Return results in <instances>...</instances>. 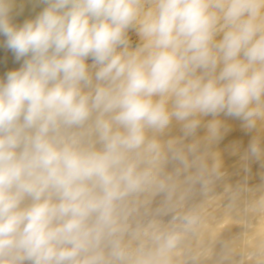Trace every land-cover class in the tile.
Listing matches in <instances>:
<instances>
[{
	"label": "clouds",
	"instance_id": "obj_1",
	"mask_svg": "<svg viewBox=\"0 0 264 264\" xmlns=\"http://www.w3.org/2000/svg\"><path fill=\"white\" fill-rule=\"evenodd\" d=\"M37 2L17 26L0 0L22 61L0 78V264H176L186 202L226 176L217 117L255 132L245 172L264 160V0ZM242 192L264 214V183Z\"/></svg>",
	"mask_w": 264,
	"mask_h": 264
},
{
	"label": "bare ground",
	"instance_id": "obj_2",
	"mask_svg": "<svg viewBox=\"0 0 264 264\" xmlns=\"http://www.w3.org/2000/svg\"><path fill=\"white\" fill-rule=\"evenodd\" d=\"M45 6L37 0H13L10 22L20 26L26 20L34 19ZM130 35L135 45L138 38L134 33ZM5 39L0 36V78L22 63L16 61L13 52L5 46ZM88 62L91 64L92 61ZM217 118L228 127L213 149L220 154L226 176L211 191L195 193L186 202L187 206L203 212L205 217L186 237L177 254L176 264H258L261 259L251 253L264 244V214L253 212L248 206L254 193L242 192L237 199H233L232 194L238 185L254 188L264 183V160L249 161V171L245 172L242 156L255 132L245 130L242 122L233 117L220 114ZM211 119V116L205 117V121ZM206 131L201 126L189 142L202 138ZM179 134V126L174 124L169 135ZM173 168L174 164H170L169 171Z\"/></svg>",
	"mask_w": 264,
	"mask_h": 264
},
{
	"label": "rangeland",
	"instance_id": "obj_3",
	"mask_svg": "<svg viewBox=\"0 0 264 264\" xmlns=\"http://www.w3.org/2000/svg\"><path fill=\"white\" fill-rule=\"evenodd\" d=\"M228 202V201H227ZM186 208H192V206H185ZM197 211V213L199 214V216H200V223H201V221H202V219L205 217V214L203 213V212H201V211H199V210H196ZM164 219V221L166 222L168 219H170V217H164L163 218ZM199 223V224H200ZM199 226V225H198Z\"/></svg>",
	"mask_w": 264,
	"mask_h": 264
}]
</instances>
